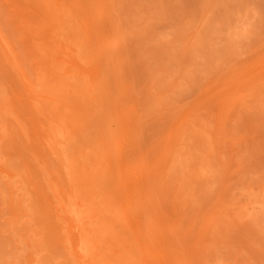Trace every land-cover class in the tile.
Wrapping results in <instances>:
<instances>
[{"label":"rangeland","instance_id":"rangeland-1","mask_svg":"<svg viewBox=\"0 0 264 264\" xmlns=\"http://www.w3.org/2000/svg\"><path fill=\"white\" fill-rule=\"evenodd\" d=\"M70 186L114 264H264V0H0V264H80Z\"/></svg>","mask_w":264,"mask_h":264},{"label":"bare ground","instance_id":"bare-ground-1","mask_svg":"<svg viewBox=\"0 0 264 264\" xmlns=\"http://www.w3.org/2000/svg\"><path fill=\"white\" fill-rule=\"evenodd\" d=\"M57 6H58V5H57ZM58 11H59V10H58ZM59 16H60V15H59ZM60 17H61V16H60ZM86 32H87V30H86ZM109 56L111 57V53H110ZM110 57H109V58H110ZM250 58H251V57H250ZM252 60H253V59H252ZM244 64H245V63H244ZM250 64H251V63H250ZM241 66H242V65H241ZM244 68H246V67H244ZM248 68H250L249 65H248ZM242 69H243V68H242ZM246 69H247V68H246ZM250 69H251V68H250ZM245 71H246L245 74H244V78H245V79L242 78L243 76H242L241 78L244 79V80H246V79L249 80V78L252 77V73H251L252 71H249V70H245ZM256 71H257V70H256ZM256 71H255V72H256ZM256 73H257V72H256ZM239 74H240V72H239ZM257 74H258V73H257ZM241 78H240V79H241ZM255 78H256V75H255V77H253V78H251V79H253V81H254ZM233 79H234V78H233ZM244 80H243V81H244ZM235 81H236V80H235ZM246 82H248V81H246ZM92 84H93V83H92ZM228 84H230V83H228ZM236 84H237V81H236ZM247 84H248V83H247ZM247 84H246V85H247ZM221 85H222V84H221ZM223 85H224V84H223ZM223 85H222V86H223ZM242 85H243V84H242ZM230 86H231V85H230ZM247 86H248V85H247ZM97 87H98V85H97ZM241 87H242V86H241ZM241 87H240V88H241ZM248 87H250V85H249ZM73 88H74V87H73ZM77 88H78V87H77ZM226 88H228V86H227ZM229 88H230V87H229ZM71 89H72V88H71ZM242 89H243V88H242ZM252 89H253V91H255L254 88H252ZM74 90H75V89H74ZM76 91H78V90L76 89ZM79 91H80V90H79ZM79 91H78L76 94H79ZM253 91H252V92H253ZM69 92H71V91H69ZM72 92H73V91H72ZM74 92H75V91H74ZM218 92H219V91H218ZM257 93H258V92H257ZM71 94H72V93H71ZM76 94H75V95H76ZM249 94H251V93H249ZM258 94H259V96H260V93H258ZM95 95H97V94H95ZM256 95H257V94H256ZM95 97H96V96H95ZM97 97H98V96H97ZM93 98H94V95H93ZM234 98H235V97H234ZM257 98H258V96H257ZM94 99H95V98H94ZM97 100H98V99H97ZM97 100L95 99V101H97ZM52 101H54V102L57 103V102H58V99H57V100H53V98H52ZM59 102H60V101H59ZM59 102H58V103H59ZM184 119H185V118H184ZM185 121H186V120H185ZM179 125H180V124H179ZM187 125H188V122H187ZM180 126H181V125H180ZM53 127H54V126H53ZM178 128H180V127H178ZM54 130H55V132H54V133H55V137L57 136L56 131L59 130V133H58V137H59V139H58V137H56V138H57V140H56V145H57V143H59L58 141H60V138H61V140H62V134H63V133L61 134V133H60V132H61L60 129H56L55 127H54ZM179 130H180V129H179ZM181 130H182V129H181ZM186 130H187V127H186ZM186 130H182L183 132H179V133H180V134H183L184 132L187 133ZM215 130H216V129H215ZM57 132H58V131H57ZM173 132H174V131H173ZM173 132H172V133H173ZM198 132H200V131H199V130H195V131H194V133H198ZM192 134H193V133H192ZM202 135H203V134H202ZM195 136H196V135H195ZM182 137H183V135H182L181 137L179 136L177 140L179 141V139H181ZM186 137H187V136H186ZM186 137L184 136L183 139H184V138L186 139ZM178 141H177V143H178ZM119 142H120V141H119ZM60 143L63 144L61 141H60ZM107 144H108V143H107ZM59 145H60V144H59ZM59 145H58V146H59ZM121 145L123 146V144H121ZM173 145H174V144H173ZM175 145H176V144H175ZM177 145H179V143H178ZM58 146H56V150L59 149V148H57ZM60 146H61V145H60ZM107 146H108V145H107ZM118 146L120 147L119 143H118ZM169 146H170V145H169ZM103 147H104V146H103ZM140 147H141V146H140ZM171 147H172V146H171ZM173 147H175V146H173ZM177 147H178V146H177ZM137 148H138V147H137ZM175 148H176V147H175ZM175 150H177V149H175ZM59 151H61V150H59ZM103 151H104V150H103ZM108 151H109V150H108ZM169 152H170V150H169ZM169 152H168V153H169ZM95 153L97 154V152H95ZM98 153H99V152H98ZM140 153H141V152H140ZM101 154H102V153H101ZM106 154H107V153H105V155H106ZM97 155H99V154H97ZM102 155H103V154H102ZM97 157H98V156H97ZM99 157H100V156H99ZM103 157H104V156H103ZM165 157H167V155H166ZM165 157H164V158H165ZM167 158H169V157H167ZM98 159H99V158H97V161H98ZM102 159H103V158H102ZM102 159H101V160H102ZM173 159H174V158H173ZM175 159H176V157H175ZM175 159H174V160H175ZM94 160H95V159H94ZM162 160H163V158H162ZM162 160H161V161H162ZM97 161L95 162L96 164H97ZM99 161H100V160H99ZM116 161H117V160H116ZM122 161H123V160H122ZM163 161H164V160H163ZM163 161H162V162H163ZM165 161H166V158H165ZM172 161H173V160H172ZM175 161H176V160H175ZM175 161H173V165H174ZM117 162H118V161H117ZM102 164H103V163H102ZM112 164H113V163H112ZM161 164H162V163H161ZM105 165H106V166H109V164H106V162H105ZM105 165H104V166H105ZM113 165H114V164H113ZM106 166H105V167H106ZM160 166H161V165H160ZM117 167H118V165H117ZM158 169H159V168H158ZM118 170H119V167H118ZM154 170H155V169H153V171H154ZM70 171H72V170H70ZM70 171H69V172H70ZM93 172H94V171H93ZM145 172H146V171H145ZM72 173H73V172H72ZM151 173H152V172H151ZM153 173H154V172H153ZM157 173H158V171H157ZM157 173H156L155 175H152V176H157ZM159 173H160V172H159ZM70 175H72L71 178L74 177V176H75V177H79V176H76V175H74V174H70V173H69L68 176H70ZM73 175H74V176H73ZM94 175H95V174H94ZM96 175H97V174H96ZM152 176H151V174H150V177H152ZM158 176H159V175H158ZM142 177H143V176H142ZM94 178H95V176H94ZM144 178H145V177H144ZM144 178H143V179H144ZM147 178H148V177H147ZM153 178H154V177H153ZM158 178H159V177H158ZM158 178H157L156 180H159ZM69 179H70V178H69ZM73 179H74V178H73ZM95 179H96V178H95ZM119 179H120V178H119ZM149 179H150V178H149ZM151 179H152V178H151ZM151 179H150V180H151ZM80 180H81V179H80ZM80 180H79V181H80ZM147 180H148V179H147ZM68 181L71 182L70 180H68ZM85 181H86V180H85ZM91 181H92V180H91ZM116 181H117V180H116ZM151 181H152V180H151ZM151 181H149V183H150ZM154 181H155V180H154ZM75 182H76V181H75ZM157 182H158V181H157ZM71 183L73 184V182H71ZM71 183H70V185H71ZM80 183H81V182H79V185H78V184H77V185L80 186ZM83 183H85V182H83ZM86 183H87V182H86ZM86 183H85V184H86ZM90 183H92V184L95 185V183H94L93 181L90 182ZM147 183H148V182H147ZM75 184H76V183H74V185H75ZM88 184H89V183H88ZM88 184L85 185L87 188L89 187V189H90L91 187H93V185L90 184V185L88 186ZM115 184H116V183H115ZM115 184H114V185H115ZM151 184H152V183H151ZM66 185H67V184H66ZM148 185H149V184H148ZM152 185H153V184H152ZM155 185H156V184H155ZM163 185H164V184H163ZM78 186H77V187H78ZM70 187H72V189H74V191H75V189H76L75 192H78V189H80V187H78V189H77V187H76V188H75V187L73 188V186H70ZM86 187H85V188H86ZM150 187H151V185H150ZM152 188H153V187H152ZM154 188H155V187H154ZM70 189H71V188H70ZM93 189H94V187H93ZM95 189H96V188H95ZM95 189H94V191L96 192ZM145 189H146V188H145ZM82 190H83V189H82ZM91 190H92V189H91ZM154 190H155V189H154ZM149 191H150V190H149ZM75 192H74V195H72V193L70 192V194H71L72 196L70 195L69 199L72 198L73 196H74V198L79 199V198H77L76 196L81 195V196H82V197L80 196V197L82 198L81 200H83L82 203H83V205H85V206H84V207H80L81 204L78 205L79 203L77 204V201H76L74 198H72V200H71V199L69 200L70 203L68 202V206H67V208H68V210L70 209L71 212H73V209H75V210H74V211H75V217L79 220V221H78L79 224L81 223V225L85 226V227H83V226L80 227V225H79V231H80V232L78 231L79 234L76 235V236L74 237V240H73L74 242H73V244H71V246L74 245V246H72V248H74V250H75V253H74L75 256L78 257V258H76V257H75V258H76V259H79V261H81L80 264H82L83 261H84L85 264H103L104 262L107 263V264H114V261L117 260V259L119 258L118 256H120V255L123 256L124 253L122 252V254H121V251H123L124 248H126V250H127V248H128L129 251H126V252H131V253H132V250H130V247H131L130 245L132 244V242H134V241L136 240V239H135V240L133 239V238H135L136 236H135V237L133 236L132 239H133L134 241L131 240L132 242H131V244L129 245L130 247L126 245V242H124L125 245L122 244L123 241H126L125 239L123 240V237L120 238L121 236L118 235L119 238H120L119 240H117L118 238H117V239L114 238L115 241H117V242H121V245H122V246L124 245V247H121V248H123V250L120 249V251L118 250V252H116V251L113 250V249L115 248V246H116V247L118 246V247H117L118 249H119V247H120V244H119V243H118L119 245H114V243H116L115 241H113V243H112V246H113V247H111V249H109V247H106L108 250L105 248V245H104V248H102V246H101L102 243L99 245V248H98V246H97V245L99 244V242H102V241H100V240H102V239L104 240L105 237H108V235H111V234H112V233H111V230H110L109 228H107V225H108V224H110V226L108 225L109 227H111V228L113 227V226H111V221H112V219H111L110 222L107 221L106 219H105V220H104V219H103V220L101 219V218H103L102 215H103V213H104V211H105V208H108V207H109V208L111 209V211H112V207H110V206H112V205L114 204V203L111 204V202H110V200H112V199H110V200L107 199V198H110V197H107V198H106L107 203L109 202V204H107L106 207H105L104 205H101V206H100V203H96V202H95L96 205L99 204V206L96 207L95 204H94V206H93V205L91 206V205H90V201H91V200L88 201L89 199L86 198L87 201H88L87 203L89 204V208H88V204H87V206H86V199L84 198V197H86V196L83 195L82 193L79 194V192H78V195H76ZM91 192H93V191H91ZM93 193H94V192H93ZM86 194H87V193H86ZM91 194H92V193H91ZM151 194H152V193H151ZM151 194H150V195H151ZM87 195H90V194L88 193ZM92 196H93V199L91 198V195H90V197H89V198L92 199L91 204L94 203V198H95L96 195L94 194V195H92ZM102 196H104V198H105V195H102ZM107 196H108V195H107ZM151 196H152V195H151ZM104 198L101 199V200H104ZM73 199H74V200H73ZM84 199H85V200H84ZM152 199H153V198H152ZM106 200H104V201L106 202ZM108 200H109V201H108ZM71 201H72V202H71ZM73 201H76V202H75V208H73L74 206H72V203H74ZM98 201H99V200H98ZM78 202H79V201H78ZM100 202H101V201H100ZM112 202H114V201H112ZM125 202H126V201H125ZM84 203H85V204H84ZM103 203H104V202H103ZM69 204H71V206H70ZM110 204H111V205H110ZM122 204H123V203H122ZM73 205H74V204H73ZM108 205H109V206H108ZM114 205H115V207L117 206V204H114ZM114 205H113V207H114ZM77 206H78V207H77ZM103 206H104L105 208H104ZM71 207H72V209H71ZM79 207H80V208H79ZM90 207H91V208H94V209H93L92 211H89V210L91 209ZM100 207L102 208L103 213H101L102 211H99V210L101 209ZM84 208H85V209L88 208V209H89L88 211H89L91 214H95V215L97 214L96 211H99V213H101V214H100L101 217L99 216V214H98L97 217H100V218H98V219H100V221L97 219L96 216L93 217V215H92V218H93V219H92V218L90 217L89 212H88V214H89V219H88V216L86 217V213L84 214V212L87 211V210H84ZM103 208H104V210H103ZM109 208L107 209L108 211H109ZM121 208L124 210L123 206H121L120 209L117 208L119 211L121 210L120 212H119L116 208H115V209L113 208V210H114L115 212L117 211V214H116L114 211H112L113 214H112V212H111V214H112V215L116 214L115 217H118V218H119V216H117L118 214H120L121 216L123 215L124 222H125V219H127V220L129 221L128 213H127V216H125V213L128 212V211L126 210V207H125V210H126V211H124L125 213L122 211ZM127 208H130V207L127 206ZM152 208H153V207H152ZM81 209H82V210H81ZM132 209H133V208H132ZM138 209H139V208H138ZM83 210H84V211H83ZM94 210H95V211H94ZM107 210H106V211H107ZM140 210H141V209H140ZM149 210H150V209H149ZM141 211H142V210H141ZM147 211H148V210H147ZM93 212H94V213H93ZM118 212H119V213H118ZM149 212H150V211H149ZM149 212H147V214H148ZM73 213H74V212H73ZM106 213H108V212H106ZM109 213H110V212H109ZM122 213H124V214H122ZM129 213H131V212H129ZM141 213H143V212H141ZM145 213H146V211H145ZM88 214H87V215H88ZM131 214H132V216H133V211H132ZM108 215H109V214H108ZM149 215H151V214H148L147 217H148ZM145 216H146V215H145ZM71 217H72L73 219L75 218V217H73V214H72ZM85 217H86L87 219H86ZM105 217H106V216H105ZM115 217H112L113 220H114ZM125 217H128V218H125ZM147 217H146V218H147ZM70 219H71V218H70ZM85 219H86V220H85ZM107 219H108V218H107ZM121 219H122V217H121ZM121 219H120V220H121ZM71 220H72V219H71ZM88 220H89V222H87ZM94 220H96V221L98 220L97 223L100 222V224H101V223H105V225L102 224V226H105V227H103V228L100 227L101 225H100L99 223H98V225H97L96 221H95L94 223H91V222H93ZM122 220H123V219H122ZM136 220H137V219H135V221H136ZM147 220H148V219H147ZM80 221H81V222H80ZM82 221H83V224H82ZM101 221H105V222H101ZM106 221H107V224H106ZM114 221H115V220H114ZM117 221H118V220H116V222H117ZM128 221L125 222V223H126L125 225H126V226H129V228H131V231H134L135 228H134L132 222L130 221V222H131V223H130L131 225H130V224L128 223ZM138 221H139V220L136 221V224H137ZM152 221H153V220H152ZM74 222H75V219H74ZM78 222H77V224H78ZM108 222H109V223H108ZM153 222H154V221H153ZM153 222H152V223H153ZM87 223H90V224H89V227H90V228H91L90 225L92 224V228H93V230L89 229V230H90V231H89V230L86 228V227H88V226H87V225H88ZM95 223H96V225H97L98 227L101 228V229L99 228V229H100L99 231H101L102 233H105V236H104V234H103L102 236H100V234L97 233V231H98L97 228H98V227L94 225ZM150 223H151V222H150ZM73 224H74V223H73ZM77 224H76V225H77ZM112 224H113V223H112ZM121 224H122V222H121ZM93 225H94V226H93ZM99 225H100V226H99ZM114 225H115V224H114ZM123 225H124V224H122V229H123V227H125V226H123ZM115 226H116V225H115ZM73 227H74V226H73ZM73 227H72V229H73ZM77 227H78V226H76L75 228H77ZM95 227H97V228L95 229ZM75 228L73 229V231H75ZM84 228H85V229H84ZM132 228H133V230H132ZM142 228H143V215H142V222L139 221V223H138L137 226H136V232H137V231L139 232V230L144 231V229H142ZM102 229H103V231H102ZM108 229L110 230V232L107 231ZM122 229H121V232H122ZM77 230H78V229H77ZM127 230L129 231V229H127ZM73 231H72V232H73ZM86 231H88L89 233L86 232ZM118 231H119V230H118ZM91 232H95V233L99 234L98 237H102V238H99V240H98V239H97V238H98L97 236L94 238L95 235L93 236V238H91V235H92ZM106 232H109L110 234H109V233H106ZM138 232L135 233V231H134L133 235H136V234H137V235L140 236V234H141V236H144V235H142V233H140L141 231H140L139 233H138ZM70 233H71V232H70V230H69V233L67 232V236H68V234H69V237H70ZM76 233H77V232H76ZM87 233H88V234H87ZM95 233H94V234H95ZM89 234H90V236L88 237ZM97 234H96V235H97ZM107 234H108V235H107ZM113 234H115V233H113ZM113 234H112V235H113ZM129 234H131V233H128V235H129ZM106 235H107V236H106ZM116 235H117V234H115V237H118V236H116ZM124 235H126V237L124 236V238H127V234L124 233ZM103 236H104V237H103ZM129 236H130V235H129ZM129 236H128V238L131 239V237H129ZM131 236H132V235H131ZM69 237H67V238H69ZM148 237H150V236H148ZM88 238L91 239V240H92V239H94V240L97 239V243H96V240H95V243H96L97 245H96L95 243L91 242V240H89ZM111 238H112V237H111ZM128 238H127V239H128ZM142 238H145V236L142 237ZM69 239L71 240V237H70ZM69 239H68V241L71 242ZM106 239H107V238H106ZM149 239H150V238H149ZM94 240H93V241H94ZM120 240H121V241H120ZM144 240H145V239H144ZM151 240H152V239H151ZM136 241H138V240H136ZM136 241H135V242H136ZM153 241H154V240H153ZM90 242L93 243V244H95V247H97V250L99 249V252L96 250V248H95L93 245H91ZM71 243H72V242H71ZM137 243L139 244V241H138ZM151 243H152V242H151ZM153 243H155V242H153ZM153 243H152V244H153ZM128 244H129V243H128ZM138 244H137V245H138ZM145 244H147V241L145 242ZM133 245H135V243H133ZM137 245H136V248L139 249L140 247H138ZM140 245H141V244H140ZM153 245H154V244H153ZM92 246H93V247H92ZM144 246H145V248H146V245H144ZM154 246H155V245H154ZM100 247H101L102 249H105V251H104V250H100ZM93 248H95L94 251H93ZM112 248H113V249H112ZM154 248H156V247H154ZM157 248H158V247H157ZM115 249H116V248H115ZM150 249H151V248L148 249V244H147V250L150 251ZM95 250H96L98 253H100V254H98L97 252L95 253ZM106 250L109 251L108 253H110L111 250H112L113 253H112V252H111V253H112V254H116V253H117L116 255H118V253L120 252V253H119L120 255H118V256L115 255L116 258H117V259H116V258L113 257L114 255L112 256L111 253H110V256H109V257H111V258L113 257V259H114V260H113V259H110V260L113 261V263H111L112 261H110V260L108 261V258H106V256H108V255H107L108 253H105V256L103 257V254H104V252H106ZM102 251H103V252H102ZM133 251H134V250H133ZM135 251H136V249H135ZM135 251H134V252H135ZM149 251H146V252H149ZM72 252H73V249H72ZM93 252H94V253H93ZM114 252H116V253H114ZM126 252H125V255H124V256H126ZM142 252H143V249H142ZM142 252H140L139 254L141 255ZM102 253H103V254H102ZM131 253H130V254H131ZM94 254H95V255H94ZM97 254H98V255H97ZM142 254H144V253H142ZM96 255H97V256H96ZM100 255H102V258H100ZM127 255H128V254H127ZM137 255H138V252H137L136 256H137ZM149 255H150L151 260H152V253L149 252ZM95 256H96V257L99 256V257L96 258ZM122 256H120L119 259H122ZM141 256L143 257V255H141ZM141 256H140V258H141ZM103 258H104V259L106 258L105 260H107V261H104ZM133 258H134V257H133ZM131 259H132V258H130L128 261H126V259H125L126 264H128L129 261H130ZM134 259H135V258H134ZM143 259H146V258H145V257H144V258H141V260H143ZM177 259L179 260V256L177 257ZM131 261H132V262H131ZM131 261H130V264H131V263H132V264H138V263L133 262V259H132ZM144 261H145V260H144ZM144 261H143V264L146 263V261H145V262H144ZM108 262H109V263H108ZM127 262H128V263H127ZM136 262H137V259H136ZM138 262H139V261H138ZM105 263H104V264H105ZM171 263H172V262H171ZM174 263H175V262H173V264H174ZM78 264H79V263H78ZM147 264H148V263H147Z\"/></svg>","mask_w":264,"mask_h":264}]
</instances>
